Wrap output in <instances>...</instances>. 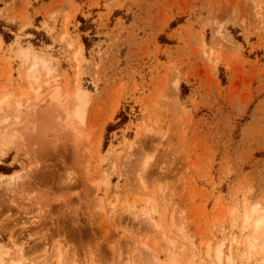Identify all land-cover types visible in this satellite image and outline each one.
Masks as SVG:
<instances>
[{"label":"rangeland","instance_id":"obj_1","mask_svg":"<svg viewBox=\"0 0 264 264\" xmlns=\"http://www.w3.org/2000/svg\"><path fill=\"white\" fill-rule=\"evenodd\" d=\"M2 95L3 264H264V0H0Z\"/></svg>","mask_w":264,"mask_h":264},{"label":"bare ground","instance_id":"obj_2","mask_svg":"<svg viewBox=\"0 0 264 264\" xmlns=\"http://www.w3.org/2000/svg\"><path fill=\"white\" fill-rule=\"evenodd\" d=\"M19 52H20L19 53L20 54L19 57H21V59L23 58L24 60H28V59L31 60V65H30V67H28L29 69L27 68L28 69V71L26 73L27 77L32 76V74L36 71V69H37V67L39 65L45 68L44 59L39 57L35 53H33L32 50L29 47H26V49L23 48ZM50 96H51V98L53 100L57 101L58 98H59L58 91L56 89L52 90V93H50ZM9 102L10 101H9V96L8 95L0 96V107L8 105ZM73 103H72V106L73 105L74 106L70 107V109H72V110L67 109L68 107L66 109L64 108L65 110H67L65 113H66V115L69 116L68 118L72 117L71 120H69L70 122H73L74 119H75L76 122H78V121L80 122L84 118V112H85V108H86V105H87V92L84 89H82L80 86L79 87L77 86L76 89H75ZM75 121H74V124H75ZM77 124H79V123H77ZM72 128H74V126ZM0 139H1L0 140V145L4 146L6 144V138L4 136H2V137H0ZM8 143H9V141H8ZM15 175L17 177V173L13 174V175H10V174L9 175H0V178L1 177H2V179L5 178V180H8L9 183H10V181L11 182L14 181L13 179H14ZM2 181H4V180H2ZM5 183H7V182H5ZM254 209L255 210L253 212H257L256 208H254ZM144 215L146 216L145 218L150 217V214L147 211H143V216ZM250 218H251V214L246 212L245 213V221L248 222ZM251 226H252L251 234L246 236V238L244 240L245 248H246L248 253L264 254V215L260 214V215L256 216L252 220V225ZM0 251H2V250H0ZM214 256H215L216 259L220 260V251H219V249H216V251L214 253ZM0 264H3L1 259H0ZM155 264H158L156 259H155ZM165 264H174V263L168 262V263H165Z\"/></svg>","mask_w":264,"mask_h":264},{"label":"crops","instance_id":"obj_3","mask_svg":"<svg viewBox=\"0 0 264 264\" xmlns=\"http://www.w3.org/2000/svg\"><path fill=\"white\" fill-rule=\"evenodd\" d=\"M3 39V38H2ZM3 45H6V43L4 42V40H3Z\"/></svg>","mask_w":264,"mask_h":264}]
</instances>
